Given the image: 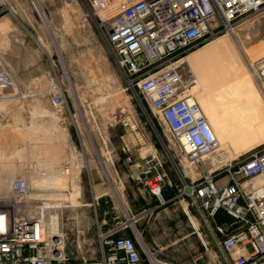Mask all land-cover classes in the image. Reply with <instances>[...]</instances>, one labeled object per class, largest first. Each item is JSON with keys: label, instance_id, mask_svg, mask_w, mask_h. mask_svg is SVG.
<instances>
[{"label": "rangeland", "instance_id": "rangeland-1", "mask_svg": "<svg viewBox=\"0 0 264 264\" xmlns=\"http://www.w3.org/2000/svg\"><path fill=\"white\" fill-rule=\"evenodd\" d=\"M10 1L0 3L6 8ZM32 1L47 25L46 42L41 41L51 72L45 79L21 86L23 97L13 89H0V122H54L56 126L48 123L50 128L42 132L46 140L0 142V209L40 213L48 220L58 216L68 261L100 264L99 224L106 229L125 219L126 208L143 211L148 214L141 228L145 225L143 232L150 236V223L164 205V218L170 220L174 232L178 212L187 219L183 210L186 191L200 185L202 173L183 155L156 109L129 86L109 46L108 26L99 15L107 18L133 0H103L106 7L99 9V15L93 0H31L34 5ZM188 53L201 83L198 98L206 114L218 127L228 124L239 132L238 141L227 148L232 160L264 146V82L255 73L264 53V7L234 29L192 46L184 56ZM190 65L184 61L181 66L185 81L195 78ZM214 65L224 67L225 74L220 76ZM50 88L63 93L62 107L53 103ZM1 132L0 138L5 139L6 129ZM125 144L134 156L133 163L125 162ZM149 151L161 155L167 172L164 204L149 194L137 173ZM218 151L217 147L208 155V169L218 165ZM65 157L76 162L69 175L60 173ZM26 163L32 167L30 172H25ZM226 172L219 176L220 182L227 180ZM19 177L29 180L27 196H19L12 188ZM208 245L217 250L214 242ZM204 250L202 245L200 251ZM209 257V252L204 253L207 264H212Z\"/></svg>", "mask_w": 264, "mask_h": 264}, {"label": "built area", "instance_id": "built-area-1", "mask_svg": "<svg viewBox=\"0 0 264 264\" xmlns=\"http://www.w3.org/2000/svg\"><path fill=\"white\" fill-rule=\"evenodd\" d=\"M93 1L99 15V9L106 7L104 1ZM262 7L264 0H133L107 18L99 15L107 23L109 46L127 74L129 86L156 109L183 155L200 168L202 181L186 191L184 209L204 243L214 242L226 264H264V146L234 161L217 152L218 165L208 169V155L217 150L218 139L181 66L189 48L234 29ZM256 66L255 73L264 82V53ZM7 88L25 96L0 50V89ZM48 91L53 103L62 107L63 93L57 88ZM126 146L123 148L128 151ZM133 159L128 151L125 162L133 163ZM73 164L65 157L60 172L71 174ZM224 170L228 178L220 182ZM137 173L150 192L164 201L167 172L161 155L145 153ZM12 188L19 196H27L29 180L19 177ZM220 206L236 216L237 226L215 221L213 215ZM39 214L0 209V216L6 218V228L0 229V264H71L60 226L53 228L48 218ZM139 218V214H129L106 229L99 224L100 264H144L145 255L128 233L136 229ZM146 255L151 264H176L165 257L162 247L149 249Z\"/></svg>", "mask_w": 264, "mask_h": 264}, {"label": "crops", "instance_id": "crops-1", "mask_svg": "<svg viewBox=\"0 0 264 264\" xmlns=\"http://www.w3.org/2000/svg\"><path fill=\"white\" fill-rule=\"evenodd\" d=\"M10 2L11 6H7L6 8L0 3V50L8 69L18 80L20 86L26 87L31 80L45 79L51 72L47 50L41 41L43 38L46 42L47 25L42 18L39 7L33 1L34 5L31 4V0H11ZM213 68L220 76L225 74L224 67L214 65ZM48 123L0 122V130L1 128L6 129V138H0V142L29 144L43 139L46 140V135H42V132H46L50 128V125L56 126L54 122H50V125ZM55 131H57L56 127ZM1 133L0 135H4ZM28 163L31 165L32 161L29 160ZM28 163L24 165L25 172L32 170V167L27 166ZM148 191L150 195H154L150 192L149 187ZM154 197L157 196L154 195ZM158 202L164 204L162 200ZM184 207L185 203L183 204V210L187 219H184L185 216L182 218L181 212H178L173 223L178 229L174 232H171L173 225H170V220L168 221L164 218L167 206L162 205L159 207L156 210L152 223H150L152 230L150 236L145 235L143 232L145 225L141 228L142 219L148 213H144L143 211H127L126 208L128 215H140L136 229L128 230V233L134 236L141 252L145 255L146 260L144 264H151L146 255L149 249L159 247L163 248L165 257L173 260L176 264H207V259L203 258L204 253L207 252L210 253L209 262L226 264L218 248L216 251H212L209 245L204 243L197 230L188 227V225H193ZM195 223L197 225V222ZM154 230H157L156 234ZM143 242L145 245H143ZM202 245L205 247L204 251H200ZM171 253L177 260L172 258ZM189 256L193 257V259Z\"/></svg>", "mask_w": 264, "mask_h": 264}, {"label": "bare ground", "instance_id": "bare-ground-1", "mask_svg": "<svg viewBox=\"0 0 264 264\" xmlns=\"http://www.w3.org/2000/svg\"><path fill=\"white\" fill-rule=\"evenodd\" d=\"M183 60L184 61H187L188 64L190 65V62H189V53L183 57ZM189 68H191V65H190ZM192 68H191V70L194 73V77L195 78H194V80L192 79L193 81H190V89L193 90L196 93L197 98H198V95L200 93L199 88L201 86V83H200L199 77L195 74V72L193 71ZM257 77L259 78V76H257ZM16 88L18 89V85H16L14 89H16ZM7 89L10 91V89H13V88H7ZM198 100H199V98H198ZM208 119H209L211 125L213 126V129H214V131L216 133V136H217V139H218V150H219L218 152H220V154L222 155V157L224 159H231L232 157L229 155V152H228L227 148L229 146H231L233 143H235V142L238 141V139H239V132H238V130L235 127H233L232 125H228V124L218 127V125H216L209 117H208ZM40 209H41V207H40ZM36 214L38 215L39 213H36ZM39 215H41V214H39ZM44 219L46 220L45 217H44ZM5 223H6V218H5V216L1 215L0 216V229L1 230H4L6 228ZM49 223L51 224V226L53 228H55V229L58 228L59 225H60L59 224L60 223L59 217L58 216H51L49 218Z\"/></svg>", "mask_w": 264, "mask_h": 264}, {"label": "water", "instance_id": "water-1", "mask_svg": "<svg viewBox=\"0 0 264 264\" xmlns=\"http://www.w3.org/2000/svg\"><path fill=\"white\" fill-rule=\"evenodd\" d=\"M215 221L217 223L226 222L228 224H232L231 227L237 226L239 222L237 221V218L235 215L231 214L226 208L223 206H220L216 209L213 215ZM231 227L228 229V231L231 229Z\"/></svg>", "mask_w": 264, "mask_h": 264}]
</instances>
